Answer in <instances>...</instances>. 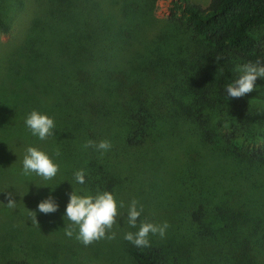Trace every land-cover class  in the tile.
<instances>
[{"label": "trees", "instance_id": "1", "mask_svg": "<svg viewBox=\"0 0 264 264\" xmlns=\"http://www.w3.org/2000/svg\"><path fill=\"white\" fill-rule=\"evenodd\" d=\"M155 1L70 0L68 17H55V30L45 25L32 39V24L22 37L1 44L0 180L25 187L41 178L22 171L31 146L60 165L51 181L76 184L87 194L113 193L119 149L145 148L158 156L167 146L163 124L180 132L186 125L203 144L231 158L241 179L239 188H233L234 178L228 188L227 180L194 170L200 181L194 182V206L199 205L191 214L193 233L201 239L228 235L235 240L232 250L240 252L237 259L253 260L258 233H244L239 226L251 212L241 198L254 189L256 202L264 190V135L257 139L256 121L235 107L238 100L228 99L225 89L239 78L238 65L264 62V0H209L206 7L171 0L162 21L152 13ZM217 56L224 58L219 64ZM33 110L55 120L54 136L42 141L32 135L25 120ZM159 138L160 146H153ZM88 140H108L112 148L101 156L83 148ZM79 170L85 172L83 185L74 178ZM20 200L32 203L29 196ZM258 243L264 247V239ZM72 245L79 242L65 246L68 252L55 257L58 264H84L68 258ZM126 253L135 264H171L160 245H129ZM0 264L35 263L19 257Z\"/></svg>", "mask_w": 264, "mask_h": 264}, {"label": "rangeland", "instance_id": "2", "mask_svg": "<svg viewBox=\"0 0 264 264\" xmlns=\"http://www.w3.org/2000/svg\"><path fill=\"white\" fill-rule=\"evenodd\" d=\"M191 1L202 7H206L209 3V0ZM69 2L70 0H0V20L7 27L6 29L0 27V46L22 37L25 28L32 24V27L35 26L32 39L39 36L40 30L45 25L48 29L55 30V17H61L58 21L68 17L66 10L71 8ZM170 4L171 0L155 1L152 13L157 20L167 19ZM63 23L66 22H60V25ZM260 36L264 37V27L260 30ZM184 39L186 40L185 36ZM184 62L181 63L183 70L186 69ZM194 64L196 65L195 62ZM260 80V78L257 80V90L242 98L234 99L238 100L235 107L242 110L250 121H256L257 139L262 140L264 124L257 126L260 121L264 123V91L260 86ZM171 125L163 124V136H166L167 146L158 156L151 155L152 151L145 148H122L113 158L114 173L117 177L114 179L113 194L118 201L123 200L126 205L136 199L143 205L144 211L137 222V228H130L125 223L126 209H122L125 215L120 219L119 226L114 227L116 239L112 241L102 240L85 246L75 238V234L69 238L64 233L66 223H69L65 219L66 207L69 203L68 194L74 190L80 195L95 193L87 194L83 188L73 183L63 184V182L44 181L41 178H36L25 187L20 182L6 185L4 180H0V261L21 257L35 264H58L61 260L55 257L68 252L65 248L68 243L78 241V246L72 245L73 253L68 254L69 259L73 258L84 264H135L126 253V248L133 244L124 240V234L128 231H138L141 221L156 224L166 221L170 225L166 237L161 239L158 235L150 234L149 239L151 245H160L169 253L171 264H264V247L258 243L264 239V190L262 189L258 191L256 202L253 199L254 189L248 196L241 198L248 204L247 208L251 212L247 216L245 225L239 226L243 228L244 233L253 230L258 233L257 238H254L256 235L250 237L254 238L253 260L248 261L247 258L238 260L237 254L240 252L232 250L235 240L228 235L201 239L193 233L195 225L192 223L191 214L199 205L194 206V182L200 181L194 180V170H207V176L227 180L228 188L229 181L233 178L236 182L233 188H239L237 181L241 179L235 177L238 168L232 165L231 158L223 157L216 153L214 148L203 144L195 130L193 134L188 130L189 127L184 125L183 131L180 132ZM251 125L254 127L252 123ZM160 144L159 138L152 145L160 146ZM27 189L29 192H26ZM8 193H12L17 202L15 209L6 206ZM49 195H52L59 204V210L45 215L38 211V204ZM27 196L32 201L30 207L20 200V198L26 199ZM27 208L35 210L39 215L37 217L38 222L41 220L39 226L33 225L27 214H24ZM27 221H30L28 222L30 225ZM236 244L239 246L238 241Z\"/></svg>", "mask_w": 264, "mask_h": 264}, {"label": "clouds", "instance_id": "3", "mask_svg": "<svg viewBox=\"0 0 264 264\" xmlns=\"http://www.w3.org/2000/svg\"><path fill=\"white\" fill-rule=\"evenodd\" d=\"M217 64L224 58L222 56L215 57ZM220 70V69H219ZM239 78L234 83L226 86V94L229 98H242L252 93L256 89L258 78L264 79V62L256 60L255 62H247L238 65L235 69ZM25 124L31 131L33 136L44 141L55 135V120L45 114L33 110L25 120ZM84 149L93 148L98 151L101 156L111 150L112 144L108 140H102L96 143L88 140L84 145ZM54 155L59 157L60 151L57 150ZM23 174L41 177L44 181L53 180L60 172V165L55 163L45 152L36 147H27L22 161ZM75 181L81 185L85 183V172L83 170L74 173ZM55 191V190H53ZM69 203L66 207L65 219L66 223L64 233L69 238L73 237L85 246L93 245L96 242L116 239L114 227L119 226L120 219L124 218L122 209H126L125 223L130 228H137V222L140 220L144 211L143 205L139 204L136 199L131 200L129 204H125L123 200H117L112 192L100 191L94 195H80L74 190L69 193ZM8 203L6 206L15 209L17 202L12 193L7 195ZM59 210V204L52 195L38 204V211L45 215L56 213ZM28 216L31 223L39 226L37 212L28 210ZM170 225L165 221L161 224L141 221L138 231H128L124 234V240L132 243L137 248L151 247L150 234L158 235L161 239L166 237L167 230Z\"/></svg>", "mask_w": 264, "mask_h": 264}]
</instances>
